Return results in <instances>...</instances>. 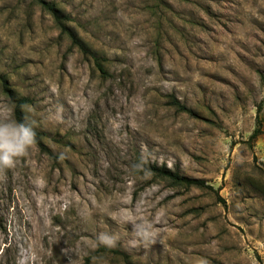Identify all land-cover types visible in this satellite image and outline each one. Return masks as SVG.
<instances>
[{
	"label": "rangeland",
	"instance_id": "374dc122",
	"mask_svg": "<svg viewBox=\"0 0 264 264\" xmlns=\"http://www.w3.org/2000/svg\"><path fill=\"white\" fill-rule=\"evenodd\" d=\"M46 1L111 77L34 0H0V76L58 156L33 145L0 170V264H125L101 231L130 264H264V0ZM142 158L208 187L145 178Z\"/></svg>",
	"mask_w": 264,
	"mask_h": 264
},
{
	"label": "trees",
	"instance_id": "16d2710c",
	"mask_svg": "<svg viewBox=\"0 0 264 264\" xmlns=\"http://www.w3.org/2000/svg\"><path fill=\"white\" fill-rule=\"evenodd\" d=\"M34 2L37 3L44 12H46L52 17L53 22L55 23L56 27L60 30V33L66 35L70 39L71 46L73 48L78 49L79 52L82 55H84L87 59H91V61H93L94 68L100 78L105 80L111 77L108 71L109 60L102 56L97 55V53L94 50H92L88 46V44L84 42L76 34V32H74L68 26L69 18L64 14L63 11H61L57 7V5H55L54 3H50L46 0H34ZM0 88L2 90V93L8 98L10 103L13 105L14 119L20 122H24L25 119L27 118L25 112L29 107V105L31 104L30 100L28 98H22L17 96L14 90L10 87L8 80L3 76H0ZM171 101H172L171 105L177 111L184 112L192 116L195 115L191 110L181 105L175 99H172ZM35 131H36V143L34 144V146L37 147L42 153L46 154L51 160L56 162L58 160V156L54 155L53 152L46 145L45 142L46 134L38 131L36 128ZM258 134H259V130L256 129L253 132L251 139L256 138ZM144 167L148 170L149 173L148 176H152L154 179L165 181L173 187H181L185 189H190V188L205 189L208 187L205 185V182L203 180L182 176L178 172L171 171L165 166L159 167L156 165L147 164L144 165ZM139 174L145 176L143 171L139 172ZM97 253L112 254L118 256L119 258L121 257L122 261L125 264H130L128 257L125 254L119 252L118 250L100 247L97 249ZM84 264H90V258L85 259Z\"/></svg>",
	"mask_w": 264,
	"mask_h": 264
},
{
	"label": "clouds",
	"instance_id": "9594fccd",
	"mask_svg": "<svg viewBox=\"0 0 264 264\" xmlns=\"http://www.w3.org/2000/svg\"><path fill=\"white\" fill-rule=\"evenodd\" d=\"M36 122H24L7 118L0 119V170L12 169L19 158L23 157L36 143ZM61 159L64 155L61 154ZM146 161L142 158L140 162L133 165L137 172L143 171L145 178L148 177V170L144 167ZM132 225L133 237L145 245L156 242V232L153 222L150 220H127L125 224ZM120 237L115 232L101 231L96 235L97 247L114 249L119 245Z\"/></svg>",
	"mask_w": 264,
	"mask_h": 264
}]
</instances>
